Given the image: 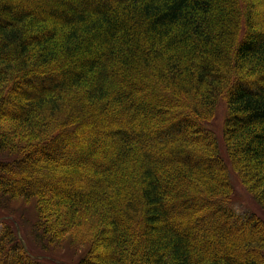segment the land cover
I'll return each mask as SVG.
<instances>
[{"label":"trees","instance_id":"obj_1","mask_svg":"<svg viewBox=\"0 0 264 264\" xmlns=\"http://www.w3.org/2000/svg\"><path fill=\"white\" fill-rule=\"evenodd\" d=\"M230 168L264 208V0H0V199H35L42 238L85 264H264ZM8 216L0 264H70Z\"/></svg>","mask_w":264,"mask_h":264},{"label":"rangeland","instance_id":"obj_2","mask_svg":"<svg viewBox=\"0 0 264 264\" xmlns=\"http://www.w3.org/2000/svg\"><path fill=\"white\" fill-rule=\"evenodd\" d=\"M223 113V109H221L212 125L215 131L219 134L220 140L222 134ZM222 154L227 160V155L224 152ZM230 169L231 177L235 186L232 200L234 207L245 213L248 211L255 212L264 219V208L259 205L243 186L237 173L232 168ZM0 207L2 212L5 213V216L9 215L8 217L13 219L14 223H9V225L16 231L26 248L33 254L45 256L47 259L49 258L51 260L56 257L48 256L47 254H53V256L65 259V261L70 264H85L83 259L85 257L86 248L84 244L80 242L78 236H76V239H73V237L71 239L70 235L56 239L48 238L47 236L45 239L40 236V232L37 228L38 215L35 199H13L5 196L0 199ZM3 227L4 225L0 222V233L2 232ZM49 261H47V263H49ZM51 262L49 264H52Z\"/></svg>","mask_w":264,"mask_h":264}]
</instances>
